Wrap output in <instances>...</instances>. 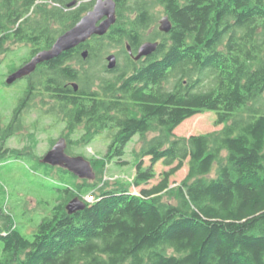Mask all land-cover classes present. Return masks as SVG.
Returning <instances> with one entry per match:
<instances>
[{"label":"trees","instance_id":"1","mask_svg":"<svg viewBox=\"0 0 264 264\" xmlns=\"http://www.w3.org/2000/svg\"><path fill=\"white\" fill-rule=\"evenodd\" d=\"M114 1L117 20L106 35L24 78L23 101L1 141L21 127L15 118L24 102L44 97L53 120L70 133L83 129L80 147L108 135L104 160H88L101 168L97 175L113 158L127 165V144L151 132L156 136L142 150L150 166L138 160L128 184H148L159 161L170 169L137 195L124 181L110 187L98 178L58 189L49 215L28 237L0 206V264H264V0ZM92 3L0 0V47L9 41L28 47L24 64L48 50ZM156 7L172 28L156 32L155 52L134 61L127 46L134 53L142 44ZM107 44L124 54L113 70L97 59ZM203 111L214 112L222 129L175 136L176 127ZM186 163V178L171 187L170 177ZM83 191L93 200L69 215L68 200L84 199ZM164 193L174 202L163 201Z\"/></svg>","mask_w":264,"mask_h":264},{"label":"rangeland","instance_id":"2","mask_svg":"<svg viewBox=\"0 0 264 264\" xmlns=\"http://www.w3.org/2000/svg\"><path fill=\"white\" fill-rule=\"evenodd\" d=\"M94 3L95 0H93L90 9ZM153 11V24L143 36L142 43L154 42V36L156 32H159V21L165 16L159 7ZM110 54L115 55L117 64L123 63L125 60L122 48H115L113 44L103 46L97 59H101V63L107 65L106 57ZM28 56L29 48L21 44H14L9 41L2 43L0 47V206L3 207L4 211L13 215L21 233L27 237L35 231L41 219L49 215L54 199L58 195L57 190L66 186L74 187L75 184L81 182L58 167L49 166V168L48 165L45 166L40 163V158L49 150L50 145H53L61 137L65 138L66 142L69 141L70 143L72 155H80L87 160L95 159L99 162L104 160L103 157H105L110 143L108 135L101 134L80 147L79 139L83 129L79 128L75 134L70 133L63 124L53 120L55 115L48 113L47 100L44 97H36L24 102L26 107H21L15 118L16 121L17 119L22 121L21 127L15 131L14 136L1 141V137L3 138L2 131L7 127L8 121L11 122L13 109L23 101L22 87L25 79L17 80L11 85H6L5 80L23 65L21 61ZM222 127V124H216L214 112L203 111L184 120L173 132L175 136L188 138L192 135L217 132ZM154 136H156L155 132L146 134L145 138H140L138 135L134 136L127 144L122 158L128 164L120 166L119 160L113 158L108 164H105L102 174L99 175L96 172H99L101 168L96 165V168L93 169L96 175L93 181L98 178L101 183H109L110 187L116 182L130 183L133 180L135 164L138 160L141 159L145 167L150 166V158L142 156L141 151L146 147V142ZM5 149L17 152H15L16 154L3 153L2 150ZM38 156H40L39 159ZM169 169L170 167L164 166L159 161L152 168L154 178L148 184L138 188L130 184L127 186L131 193L137 195L142 188L148 189L158 184L163 173ZM187 173L188 166L186 163L170 177V186L179 185L186 178ZM88 182L91 183L92 181ZM85 196L86 192L83 191V198ZM86 200L90 202L92 198L87 195ZM162 200L174 202L168 198L166 193L162 194Z\"/></svg>","mask_w":264,"mask_h":264},{"label":"water","instance_id":"3","mask_svg":"<svg viewBox=\"0 0 264 264\" xmlns=\"http://www.w3.org/2000/svg\"><path fill=\"white\" fill-rule=\"evenodd\" d=\"M74 2L67 5L70 7ZM116 3L114 0H95L89 11L69 30L58 36L53 45L48 50H43L33 56L28 62L12 72L5 80L6 85H11L17 80L31 75L39 64L48 62L58 57L62 52L69 51L81 44H84L91 37H102L107 34L110 27L116 22ZM172 24L167 16H163L159 21L158 30L161 33H168ZM157 42H144L137 48V53L133 56L134 61L150 56L157 49ZM129 55L132 56L130 47L127 46ZM87 50H83L81 56L87 57ZM107 70H113L117 66L116 57L110 54L106 57ZM74 91L78 86L72 84ZM67 143L65 138H59L49 150L40 158V163L50 167L63 169L79 180L93 181L95 172L91 163L83 156L70 155L66 151ZM86 202L79 197H74L65 206L66 212L71 215L84 210Z\"/></svg>","mask_w":264,"mask_h":264},{"label":"flooded vegetation","instance_id":"4","mask_svg":"<svg viewBox=\"0 0 264 264\" xmlns=\"http://www.w3.org/2000/svg\"><path fill=\"white\" fill-rule=\"evenodd\" d=\"M136 53H137V50H136V52H134V53L132 52V56L130 55V56H131V58H132L133 56H135V55H136ZM128 54H129V53H128ZM142 59H144V58H142ZM142 59H141V60H142ZM116 61H117V58H116Z\"/></svg>","mask_w":264,"mask_h":264},{"label":"built area","instance_id":"5","mask_svg":"<svg viewBox=\"0 0 264 264\" xmlns=\"http://www.w3.org/2000/svg\"><path fill=\"white\" fill-rule=\"evenodd\" d=\"M91 198H92V196H90ZM87 199V197L85 198V200ZM92 200H93V198H92ZM87 201V200H86ZM91 202V201H90Z\"/></svg>","mask_w":264,"mask_h":264},{"label":"bare ground","instance_id":"6","mask_svg":"<svg viewBox=\"0 0 264 264\" xmlns=\"http://www.w3.org/2000/svg\"><path fill=\"white\" fill-rule=\"evenodd\" d=\"M142 152V151H141Z\"/></svg>","mask_w":264,"mask_h":264}]
</instances>
